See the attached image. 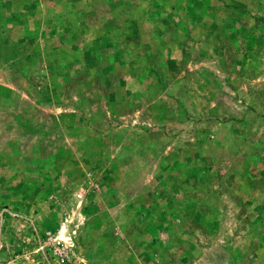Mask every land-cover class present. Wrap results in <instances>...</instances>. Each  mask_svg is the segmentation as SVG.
<instances>
[{"label":"rangeland","instance_id":"374dc122","mask_svg":"<svg viewBox=\"0 0 264 264\" xmlns=\"http://www.w3.org/2000/svg\"><path fill=\"white\" fill-rule=\"evenodd\" d=\"M0 264H264V0H0Z\"/></svg>","mask_w":264,"mask_h":264},{"label":"built area","instance_id":"2783aa9c","mask_svg":"<svg viewBox=\"0 0 264 264\" xmlns=\"http://www.w3.org/2000/svg\"><path fill=\"white\" fill-rule=\"evenodd\" d=\"M56 245H59V243H56Z\"/></svg>","mask_w":264,"mask_h":264}]
</instances>
